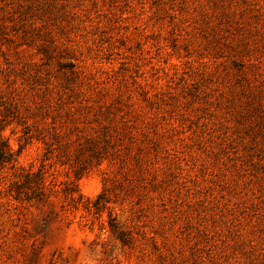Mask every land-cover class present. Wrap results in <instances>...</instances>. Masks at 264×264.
Returning <instances> with one entry per match:
<instances>
[{
    "label": "rangeland",
    "instance_id": "rangeland-1",
    "mask_svg": "<svg viewBox=\"0 0 264 264\" xmlns=\"http://www.w3.org/2000/svg\"><path fill=\"white\" fill-rule=\"evenodd\" d=\"M0 133V264H264V0H0Z\"/></svg>",
    "mask_w": 264,
    "mask_h": 264
},
{
    "label": "trees",
    "instance_id": "trees-1",
    "mask_svg": "<svg viewBox=\"0 0 264 264\" xmlns=\"http://www.w3.org/2000/svg\"><path fill=\"white\" fill-rule=\"evenodd\" d=\"M261 91V90H260ZM263 91V90H262ZM261 103H259L260 105ZM14 107H12L11 104H8L6 106H4V111H3V115L4 117L6 116H13V117H17V110L13 109ZM37 131V130H36ZM41 135V136H39ZM47 134H42V133H36L33 135L32 132H31V128H29L28 124H25L23 126V139L25 140V142H28L32 137H35L39 140H41L44 144V149H45V153H50L51 150L53 149V145H54V142L52 139H54V136L53 134H51L50 136H46ZM88 150H90L92 152V155L94 157H97V154H98V146L93 143V140H92V144H90L89 146H86ZM15 162V153L9 148L8 144L6 143L5 139L3 138V136L1 135L0 133V168H3L5 166H8L9 168H13L14 167V163ZM80 167L76 170V173L78 174V171ZM31 172H27L25 173L22 177L24 178L25 181L23 182H20V180L16 181L15 183H13L12 186L15 187L16 189V197H19L20 196V193L22 190H20L23 186V183H27L30 178H31ZM20 176V175H18ZM35 176L37 177V179L39 180V182H36L35 181V189L34 190H31L30 191V195L26 192L25 193V198H31V197H38V198H41L42 196L45 195V187L43 186V177L41 175L40 172L36 173ZM36 180V179H35ZM29 189V187H28ZM72 192V190H71ZM69 191V193H71ZM81 195L78 193L77 196H73V194H70L69 196V199L71 202H78L79 199H81L80 197ZM112 229L114 227L113 224H110ZM117 236L124 239L123 237V233H121V231H119L117 233Z\"/></svg>",
    "mask_w": 264,
    "mask_h": 264
}]
</instances>
